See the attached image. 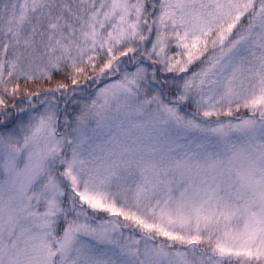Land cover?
Instances as JSON below:
<instances>
[{"label": "snow or ice", "instance_id": "6c2138e0", "mask_svg": "<svg viewBox=\"0 0 264 264\" xmlns=\"http://www.w3.org/2000/svg\"><path fill=\"white\" fill-rule=\"evenodd\" d=\"M0 264H264V0H0Z\"/></svg>", "mask_w": 264, "mask_h": 264}]
</instances>
